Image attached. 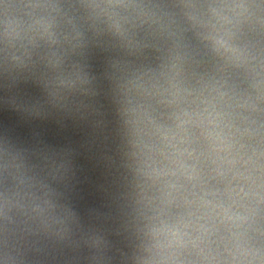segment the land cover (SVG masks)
<instances>
[{
	"label": "water",
	"instance_id": "1",
	"mask_svg": "<svg viewBox=\"0 0 264 264\" xmlns=\"http://www.w3.org/2000/svg\"><path fill=\"white\" fill-rule=\"evenodd\" d=\"M238 245L264 259V0H0V264Z\"/></svg>",
	"mask_w": 264,
	"mask_h": 264
},
{
	"label": "clouds",
	"instance_id": "2",
	"mask_svg": "<svg viewBox=\"0 0 264 264\" xmlns=\"http://www.w3.org/2000/svg\"><path fill=\"white\" fill-rule=\"evenodd\" d=\"M235 9H244L245 6L242 4H237L234 6ZM242 15L241 12H236L237 23H239V17ZM194 23H199L196 21L195 17H190ZM223 23H232V21L227 18H222ZM213 43L216 44L219 48H222L226 53H229L235 60L243 62L242 54L234 48L227 46L223 41L213 40ZM236 251L240 254L243 259L237 261V264H264V259H262L258 252H253L248 248L237 246Z\"/></svg>",
	"mask_w": 264,
	"mask_h": 264
}]
</instances>
